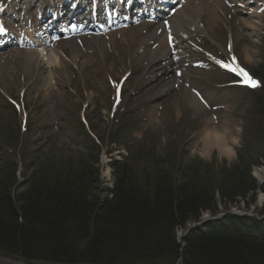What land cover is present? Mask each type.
I'll return each instance as SVG.
<instances>
[{"label": "rangeland", "instance_id": "obj_1", "mask_svg": "<svg viewBox=\"0 0 264 264\" xmlns=\"http://www.w3.org/2000/svg\"><path fill=\"white\" fill-rule=\"evenodd\" d=\"M5 1L0 0V7ZM26 1H31L33 8L34 0H18L17 5L21 6ZM37 1V8L51 4L49 0ZM261 3L264 5V0ZM252 7L254 10L257 8ZM245 11L248 10L238 8L231 11L224 6V12L220 13L213 26V32H220H215L216 38L211 39V43H208L210 38L205 33L187 38L203 53L192 46L193 53L184 55L190 60L179 61L178 58L176 67H181L184 73L186 70L190 72L183 82L184 89L198 101H203L204 114L192 110L189 101L179 99L184 93L181 91L183 88L166 91L160 85L162 78L157 79L161 73L156 71L153 77L147 75L149 59L142 60L139 49L131 51L129 48L121 52L108 42H103L102 48L92 47L95 53L90 50L92 61L87 71L93 85H84L80 76L82 81L74 87V77L79 74L74 65L69 72L73 87L63 86L57 94L45 91L49 83L46 78L52 73L50 69L41 74L26 68V57L30 54H6L8 51L0 54V181L9 186V182L14 180L13 191L18 194L26 190L36 170L49 168L51 172H56L70 161L80 167L81 162L90 163V157L94 159L99 150V164L95 167L98 166L101 179L98 195L103 199L107 197V191L114 187L111 165L124 163L126 159L128 163L147 168L152 174L157 168L167 169L174 181L197 174L198 180L201 178L199 181L209 190L213 188L212 182L221 183L223 174L242 161L241 165L250 167V176L256 184H262L264 81L257 73L264 71V15L259 18L247 15L250 12ZM15 13L19 14L18 11ZM228 13L237 15L231 20ZM7 17L12 19V16ZM80 48L83 51L87 49L83 43ZM206 55H209L206 60L210 66L204 64ZM232 55L252 77H257L259 87H246L237 82L238 77L219 67L217 61L230 63ZM211 58L216 59V64ZM130 65H134L132 71ZM142 68L144 72L141 73ZM127 72H132V79L127 78ZM119 78V85L113 87L110 80L118 83ZM156 79L158 81H154ZM59 87L56 84V89ZM118 89L122 95L114 105ZM174 93H178V99L174 96L171 99ZM225 126L239 140L238 145L231 146L234 154L229 158L221 156L216 148L204 150V134L209 130H222ZM121 133V142L118 143L115 136ZM83 141L90 142L93 148L87 150L88 146ZM209 155L210 160L203 158ZM211 192L208 195L212 197ZM214 200V213L204 211L198 220L190 221L176 231L175 241L180 244L182 253L187 246L186 239L191 235V231L188 232L191 227L201 225L198 229H202L209 218L226 211L255 214L253 207H257V212L264 207V194L260 192L250 194L246 200L234 201H223L217 193ZM8 260L6 256H0V264H13Z\"/></svg>", "mask_w": 264, "mask_h": 264}, {"label": "trees", "instance_id": "obj_2", "mask_svg": "<svg viewBox=\"0 0 264 264\" xmlns=\"http://www.w3.org/2000/svg\"><path fill=\"white\" fill-rule=\"evenodd\" d=\"M97 152L80 167L36 170L18 194L14 180L0 181V256L24 264H264V223L248 217L191 232L184 253L175 241L178 229L216 211L215 194L234 201L264 191L248 165L212 182L211 197L197 174L174 181L167 169L152 174L126 159L112 165L114 187L103 199Z\"/></svg>", "mask_w": 264, "mask_h": 264}, {"label": "bare ground", "instance_id": "obj_3", "mask_svg": "<svg viewBox=\"0 0 264 264\" xmlns=\"http://www.w3.org/2000/svg\"><path fill=\"white\" fill-rule=\"evenodd\" d=\"M220 4L221 3L218 0H189L179 12H176L174 18L177 21L175 19L172 20V27L170 30V35L174 36L175 44L177 45L174 46L175 51L176 49L182 48V41H185L190 34L205 33L207 37L210 38V42L208 43H211V39L213 40L216 38V36H214L215 33L213 32V26L216 25L217 19H219ZM259 10V12H255V16L260 18L263 17L264 10ZM249 15L252 16V14ZM230 19L234 20L232 16H230ZM241 26H244V24L241 23ZM162 27L154 28L153 26L143 25L139 28H130L119 32V37H117L118 33L111 35L108 42L121 52H123L124 49L129 48L131 51H133V49L141 50L142 60L149 59V71L147 75L153 77L156 71L157 73H161V76L158 74L157 79L159 80L162 78L160 80V85H162L166 91H174V88L176 87L179 89L183 88L181 91H184V93L181 94L179 99L189 101V106L192 110L204 114L205 109L201 103L195 96L191 95L190 91H186L184 85L180 83V80H186L184 76L190 74V72L186 71L182 74V71H179V68L176 67L179 63L175 61L178 53L176 55L170 49V43H174L173 38L171 37V40H169L165 30L159 35L160 30L158 29ZM236 35H239V33ZM105 39L106 37L95 39L90 38V40L87 38L84 39L85 47L87 48L86 52L78 46L77 42H59L54 49L48 52L47 50L38 52L30 51L37 58L33 54L28 53L30 54V57L26 62L24 60L23 62H25V64L33 65L32 69L37 73L40 72L42 74L43 71L48 69L52 71L51 77L46 78L49 81L46 85V92L57 94L63 86L70 85L73 87L69 79V72L74 65L77 66V74L79 71V74L74 77V87L79 85L81 78L84 80V85L90 86L93 85V83L87 69L92 61L90 54L95 53V49H92V47L96 46L97 48H102ZM91 49L92 52L90 53ZM184 53L185 51L182 52V54ZM81 56L84 58L83 61H80L82 58L79 57ZM134 63L136 62L134 61ZM130 67L132 71L134 65H130ZM141 70V73L144 72V68ZM131 73L132 72H127L129 78ZM66 75L67 78H65ZM80 76L81 78H79ZM157 79L154 81H158ZM58 82H61V84H58ZM56 84L60 85L59 89H56ZM173 96L178 99V93H174L171 99H173ZM91 100L93 99L91 98ZM204 142V150H212V148H216L221 156H226L228 158L234 153L231 146L235 145H232L227 139L221 140L212 138L204 140ZM257 176L259 179L262 178L259 173H257Z\"/></svg>", "mask_w": 264, "mask_h": 264}, {"label": "snow or ice", "instance_id": "obj_4", "mask_svg": "<svg viewBox=\"0 0 264 264\" xmlns=\"http://www.w3.org/2000/svg\"><path fill=\"white\" fill-rule=\"evenodd\" d=\"M229 51H231V45H229ZM230 61V63L217 61V64L222 70L231 73L234 77H238L242 85L250 88H256L260 86L259 81L254 79L248 71L239 65L235 55L230 57ZM117 98H119V90H117Z\"/></svg>", "mask_w": 264, "mask_h": 264}, {"label": "clouds", "instance_id": "obj_5", "mask_svg": "<svg viewBox=\"0 0 264 264\" xmlns=\"http://www.w3.org/2000/svg\"><path fill=\"white\" fill-rule=\"evenodd\" d=\"M212 138L221 139V140L227 139L228 141H230V143L232 145H238V143H239L238 138L232 134V130L227 126L223 127L222 130H215V131L209 130L204 134V137H203L204 140H208V139H212ZM194 154H195V152H194ZM201 155H203V154H201ZM203 158L209 159V160L211 159L210 155L205 156Z\"/></svg>", "mask_w": 264, "mask_h": 264}]
</instances>
